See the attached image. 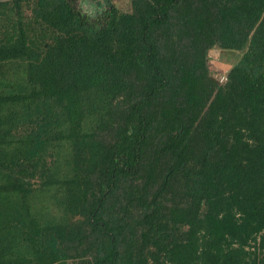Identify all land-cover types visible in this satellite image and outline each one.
Returning <instances> with one entry per match:
<instances>
[{
  "label": "trees",
  "instance_id": "trees-1",
  "mask_svg": "<svg viewBox=\"0 0 264 264\" xmlns=\"http://www.w3.org/2000/svg\"><path fill=\"white\" fill-rule=\"evenodd\" d=\"M130 3L0 0V264H264V0Z\"/></svg>",
  "mask_w": 264,
  "mask_h": 264
},
{
  "label": "rangeland",
  "instance_id": "rangeland-1",
  "mask_svg": "<svg viewBox=\"0 0 264 264\" xmlns=\"http://www.w3.org/2000/svg\"><path fill=\"white\" fill-rule=\"evenodd\" d=\"M86 1V0H85ZM91 1V0H89ZM99 1V0H96ZM116 3L121 10L130 9L131 0H110ZM98 4V3H97ZM107 6V5H106ZM242 53L231 52L216 48L209 53V68L212 76L221 84L226 82L227 75L232 67L241 59ZM69 264H75L70 262Z\"/></svg>",
  "mask_w": 264,
  "mask_h": 264
},
{
  "label": "water",
  "instance_id": "water-1",
  "mask_svg": "<svg viewBox=\"0 0 264 264\" xmlns=\"http://www.w3.org/2000/svg\"><path fill=\"white\" fill-rule=\"evenodd\" d=\"M92 2H94L96 5L98 6H106V5H109L111 6V2L110 0H99V1H96V0H91ZM98 3V4H97Z\"/></svg>",
  "mask_w": 264,
  "mask_h": 264
}]
</instances>
